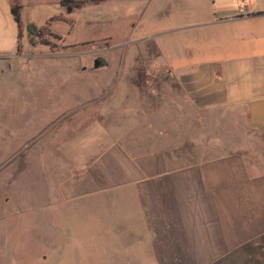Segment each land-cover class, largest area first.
<instances>
[{"label":"crops","instance_id":"crops-1","mask_svg":"<svg viewBox=\"0 0 264 264\" xmlns=\"http://www.w3.org/2000/svg\"><path fill=\"white\" fill-rule=\"evenodd\" d=\"M15 3L23 27L69 32L78 9L117 50L162 51L147 64L121 60L139 71L116 76L111 107L95 124L68 126L97 133L77 136L83 164L41 210L74 220L98 208L119 243L135 244L120 250L158 264L264 259V0H88L67 21L62 0H0V52L21 41Z\"/></svg>","mask_w":264,"mask_h":264},{"label":"rangeland","instance_id":"rangeland-1","mask_svg":"<svg viewBox=\"0 0 264 264\" xmlns=\"http://www.w3.org/2000/svg\"><path fill=\"white\" fill-rule=\"evenodd\" d=\"M77 2L64 5L61 21H67ZM52 11L30 7L29 15ZM83 14L76 10L75 30L53 25L60 38L44 33L51 44H32L24 27L18 49L0 52V264H158L120 250L135 244L119 243L116 224H102L98 208L73 211L74 220L67 210L65 216L58 214L54 205L41 210L46 193L83 164L77 136L97 133L68 126L95 124L115 101L117 75L137 74L138 64L162 59L157 44L143 51L117 50L115 35L104 34L98 23L85 27ZM98 56L106 66L94 67ZM121 60L139 63L121 68ZM87 144L91 150L97 146ZM253 256L243 261L264 262L259 253Z\"/></svg>","mask_w":264,"mask_h":264},{"label":"trees","instance_id":"trees-1","mask_svg":"<svg viewBox=\"0 0 264 264\" xmlns=\"http://www.w3.org/2000/svg\"><path fill=\"white\" fill-rule=\"evenodd\" d=\"M75 1L76 0H62V4L72 6L73 4H75ZM86 1H88V0H78L76 5L82 6ZM12 12H13V15L15 17V20L17 21V23L19 25V29H20L19 41H20L21 38L23 37L22 30L24 28L23 23H22V19H21V5L19 3H15L12 7ZM25 28L27 30L26 33L28 35L29 41L34 45L39 43V42L51 44V42H49L48 40L43 38L44 33L51 34L57 38L61 37L60 34L55 33L52 30H50L47 25H44L42 27H38L34 22H28L26 24Z\"/></svg>","mask_w":264,"mask_h":264},{"label":"water","instance_id":"water-1","mask_svg":"<svg viewBox=\"0 0 264 264\" xmlns=\"http://www.w3.org/2000/svg\"><path fill=\"white\" fill-rule=\"evenodd\" d=\"M68 10H71V8H69ZM107 65V61L105 58L98 56L95 58L94 60V67L95 68H99V67H103Z\"/></svg>","mask_w":264,"mask_h":264}]
</instances>
